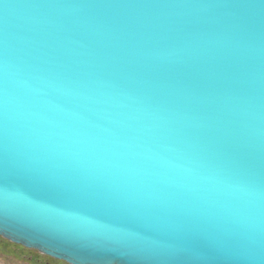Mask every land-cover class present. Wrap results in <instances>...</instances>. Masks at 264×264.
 I'll return each mask as SVG.
<instances>
[{
  "label": "water",
  "instance_id": "obj_1",
  "mask_svg": "<svg viewBox=\"0 0 264 264\" xmlns=\"http://www.w3.org/2000/svg\"><path fill=\"white\" fill-rule=\"evenodd\" d=\"M5 178L0 236L68 264H264V0H0Z\"/></svg>",
  "mask_w": 264,
  "mask_h": 264
},
{
  "label": "snow or ice",
  "instance_id": "obj_2",
  "mask_svg": "<svg viewBox=\"0 0 264 264\" xmlns=\"http://www.w3.org/2000/svg\"><path fill=\"white\" fill-rule=\"evenodd\" d=\"M8 188H7V180L6 178L0 181V197L7 198L8 196ZM16 197L21 200H27V194L20 190L14 193ZM29 204L36 206L37 208H41V204L37 200H28ZM43 212H56L60 215H64L70 221H78V222H87L82 217L74 216L66 209L62 208L59 205H54L52 207L42 208ZM3 225V221H0V226ZM66 239L69 241H74L80 245L81 248L85 249L89 254L96 255L103 258H113L120 257L125 259H136L145 256L147 253L151 252L149 250H141L132 247H125L120 245H112V244H104L97 245L88 243L84 240L70 237L64 234Z\"/></svg>",
  "mask_w": 264,
  "mask_h": 264
},
{
  "label": "rangeland",
  "instance_id": "obj_3",
  "mask_svg": "<svg viewBox=\"0 0 264 264\" xmlns=\"http://www.w3.org/2000/svg\"><path fill=\"white\" fill-rule=\"evenodd\" d=\"M65 264L0 236V264Z\"/></svg>",
  "mask_w": 264,
  "mask_h": 264
},
{
  "label": "flooded vegetation",
  "instance_id": "obj_4",
  "mask_svg": "<svg viewBox=\"0 0 264 264\" xmlns=\"http://www.w3.org/2000/svg\"><path fill=\"white\" fill-rule=\"evenodd\" d=\"M38 252V251H37ZM40 253V252H39ZM41 254V253H40ZM57 260V259H56ZM59 261H61V260H59ZM62 262H64V261H62ZM65 264H68V263H66V262H64ZM46 264H50L49 262L48 263H46Z\"/></svg>",
  "mask_w": 264,
  "mask_h": 264
}]
</instances>
